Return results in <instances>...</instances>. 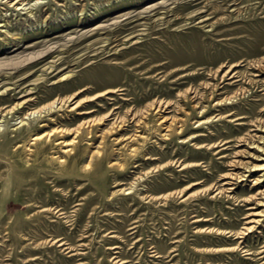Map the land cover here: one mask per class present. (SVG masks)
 <instances>
[{
	"label": "rangeland",
	"instance_id": "rangeland-1",
	"mask_svg": "<svg viewBox=\"0 0 264 264\" xmlns=\"http://www.w3.org/2000/svg\"><path fill=\"white\" fill-rule=\"evenodd\" d=\"M0 25V264H264V0H0Z\"/></svg>",
	"mask_w": 264,
	"mask_h": 264
},
{
	"label": "bare ground",
	"instance_id": "bare-ground-1",
	"mask_svg": "<svg viewBox=\"0 0 264 264\" xmlns=\"http://www.w3.org/2000/svg\"><path fill=\"white\" fill-rule=\"evenodd\" d=\"M4 2H7V3H9L11 6H16V3L18 2V0H14V1H12V2H10L11 0H3ZM6 11V10H5ZM0 26H2V25H0ZM36 58V57H35ZM234 66V65H233ZM2 67V66H1ZM176 70H178V69H174L172 72H175ZM185 76V75H184ZM233 76H229L228 77V79H231ZM229 84V83H228ZM79 92H81V91H77L76 93H79ZM193 92V91H192ZM193 93H195V95H196V92H193ZM98 96H100V95H97V96H95V97H92V98H90V99H88V101H91V100H93V99H95L96 97H98ZM66 104V103H65ZM37 114H38V112H31V113H29L28 115H27V117H25V118H29V117H34V116H37ZM78 114H83V113H81V112H78ZM137 119V118H136ZM57 123V122H56ZM20 124V123H19ZM118 126V125H117ZM65 127V126H64ZM259 127H260V125H259ZM62 129V128H61ZM55 130V129H54ZM57 130V129H56ZM60 130V129H59ZM259 130V129H258ZM52 130H50V132H51ZM67 131V130H66ZM177 131V130H176ZM70 132V131H69ZM87 132V131H86ZM61 133V132H60ZM49 134V133H48ZM40 135V134H39ZM32 136V135H31ZM36 136V135H35ZM197 136L198 135H194L192 138H194V139H197ZM264 136V135H263ZM37 137V136H36ZM32 139V138H31ZM73 139V138H72ZM32 141V140H31ZM62 141V140H61ZM28 142V141H27ZM33 142V141H32ZM226 142V141H225ZM224 142V143H225ZM54 143V142H53ZM68 143V142H67ZM224 143H222V144H220V145H218V144H213V145H211V147H213V148H217V147H219V146H223L224 145ZM253 144V143H252ZM259 145V144H258ZM26 147V146H25ZM258 147V146H257ZM59 148H60V146H59ZM65 148V147H64ZM254 148V147H253ZM257 150V152H259L258 153V155H257V158H258V156H260V155H264V147L263 148H261L259 151H258V149H256ZM27 154V153H26ZM67 155V154H66ZM58 157V156H57ZM60 159V158H59ZM259 159V158H258ZM262 159V158H261ZM56 161V160H55ZM58 163H59V161H58ZM60 164V163H59ZM247 168V167H246ZM251 168L253 169V170H258L259 172L260 171H263L264 170V163H261V164H254V165H251ZM249 169H250V166H249ZM243 171V170H242ZM264 175V174H263ZM262 175V176H263ZM55 211V210H54ZM253 223V222H252Z\"/></svg>",
	"mask_w": 264,
	"mask_h": 264
}]
</instances>
